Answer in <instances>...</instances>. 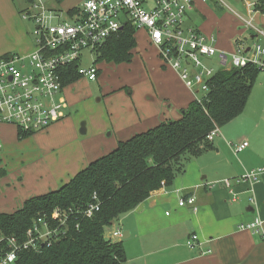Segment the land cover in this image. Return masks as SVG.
Segmentation results:
<instances>
[{"label":"crops","instance_id":"crops-1","mask_svg":"<svg viewBox=\"0 0 264 264\" xmlns=\"http://www.w3.org/2000/svg\"><path fill=\"white\" fill-rule=\"evenodd\" d=\"M22 1L0 0V55L19 54L28 57L35 49L33 37L24 30L21 14L24 12L23 8H27L28 2ZM49 1L54 8L50 10L64 14L66 21L74 19L86 2L42 0L44 4ZM207 1L194 0V10L188 15L187 26L198 29L206 36L215 37L218 48L223 51L226 50L219 46V36H225L231 42V52L239 40L258 41L257 33L248 32L236 15L224 9L220 10L215 3L213 8L205 6ZM233 2L239 4L234 9L235 12L248 18L243 5L237 0ZM217 9L222 16L216 13ZM73 10L75 12L71 13ZM254 19L256 28L264 30L260 25L264 24V15L257 13ZM156 54L159 58L158 50ZM162 67L163 72L156 70L162 85H172L176 94L182 95L183 89L195 96L185 87L176 72ZM69 98L72 102L75 101L71 95ZM146 100L147 103H152L154 99L148 96ZM186 102L181 101L178 106L187 108L193 101ZM68 110L65 119L44 131L47 137L61 139L62 143L58 149L53 150L51 163L46 158H36V152L25 146L38 132L20 139L16 126L0 124V169L5 170V175L0 176V215L13 214L26 201L60 189L92 162L115 150L120 141L128 140L161 122L158 111L150 105L139 111L131 108L128 124L121 127L116 134L107 135L109 138L115 136L114 141L108 140L99 129L91 134L90 127L86 134L89 136L81 140L78 121L70 119ZM108 127L106 124L105 129ZM244 141L249 143V147L238 153L240 155L251 148L247 139L230 142L226 147L234 153L230 144L238 145ZM215 142L214 140L211 150L191 162L193 164L183 175L176 178L171 187L163 186L152 192L136 210L123 216L107 230V238L124 243L126 264H264V176L250 187L234 185L236 196L221 183L225 179L242 176L246 170L263 168L264 151L258 155V160L252 166L237 167L232 162H227L223 165L227 172H218L217 167L221 161L217 158L221 156L222 143L214 146ZM212 153L216 154V158ZM204 155H208L205 156L207 158H202ZM189 197L196 199L197 212L190 206L180 207V200ZM257 218L263 221V227L258 232L239 229L241 224H250ZM117 231L122 232L123 238L111 237ZM194 234L203 243L202 249L190 250L187 247V240ZM125 235L127 238H124Z\"/></svg>","mask_w":264,"mask_h":264},{"label":"built area","instance_id":"built-area-1","mask_svg":"<svg viewBox=\"0 0 264 264\" xmlns=\"http://www.w3.org/2000/svg\"><path fill=\"white\" fill-rule=\"evenodd\" d=\"M214 1L235 14L248 32L254 31L257 38L264 39V30L256 28L254 19L260 13L257 7L262 0H237L247 11L248 18L238 15L227 5V1L233 0ZM40 4H44L42 0L37 3L33 0L31 8H38ZM193 10L194 0H86L75 18L66 21L60 13L50 11L47 16L44 9L38 14L27 9L23 17L35 23V49L28 57L0 55V124L14 125L20 132L31 134L45 131L65 119L69 104L64 97V73L77 64L82 78L96 81L99 71L95 65L81 68L82 53L97 51L126 25L147 32L163 66L177 73L198 102L207 95L209 83L219 71L248 65L264 70V45L258 41L239 40L233 52L220 50L215 37L206 36L186 25ZM54 21L56 23L53 24ZM214 58L217 59L215 62ZM219 133V128L214 129L206 140L213 142ZM230 146L238 154L247 149L249 143L244 141ZM262 176L264 167L246 171L238 178L225 179L221 183L236 196L234 185L250 187ZM96 198L95 195L94 200ZM179 205L190 206L195 212L198 210L194 197L181 199ZM99 209L98 202L90 203L84 215L91 218ZM67 216L65 211L56 209L51 215L36 219L24 241L7 238L8 252L0 264H14L25 251L37 252L43 246L59 242L66 234ZM262 227L263 221L257 218L250 224H241L239 229L258 232ZM111 237L118 239L123 235L117 231ZM186 245L190 250L203 247L196 234L189 237Z\"/></svg>","mask_w":264,"mask_h":264},{"label":"trees","instance_id":"trees-1","mask_svg":"<svg viewBox=\"0 0 264 264\" xmlns=\"http://www.w3.org/2000/svg\"><path fill=\"white\" fill-rule=\"evenodd\" d=\"M257 10L264 15V0ZM136 33L135 27L126 25L97 50L95 64L131 63L137 48ZM78 68L74 64L65 70L64 91L82 78ZM260 71L253 65L219 71L203 100L182 109L177 121L120 141L115 150L92 162L60 189L26 201L13 214L0 215V240L4 239L0 242V263L8 252L7 238L24 241L36 219L61 209L68 213L65 236L37 252H23L14 264H126L124 243L107 238L106 230L136 210L152 192L171 187L186 172L191 159L212 149L213 142L207 141V136L244 113ZM34 134L19 131L18 136L24 139ZM4 175L5 170L0 169V176ZM93 202L99 203V211L85 217L86 207Z\"/></svg>","mask_w":264,"mask_h":264},{"label":"rangeland","instance_id":"rangeland-1","mask_svg":"<svg viewBox=\"0 0 264 264\" xmlns=\"http://www.w3.org/2000/svg\"><path fill=\"white\" fill-rule=\"evenodd\" d=\"M37 2L38 0H36ZM226 3L233 10L237 9V5L239 6L237 2L233 1H227ZM50 4L51 1L47 4H40L38 8H31V4L28 3L27 8H23V13L27 9H30L32 14H38L43 13L41 11L44 9L45 14L48 16L51 11L50 9H54ZM205 6L215 7L212 0H208ZM218 8L228 11L227 8L220 4H218ZM23 13L21 17L24 21V30L33 37L35 43L33 35L35 23L32 20L24 19ZM216 13L222 16L221 11L218 9ZM62 17L65 18V15L63 14ZM54 23L56 22L54 21ZM260 25L264 27V24ZM137 31L136 40L138 46L133 51L131 63L116 64L102 62L95 64L98 55L96 50H86L82 53L81 68H90L95 65L99 71L98 79L93 82L87 78H81L70 85L64 94V97L70 104L68 110L70 119L78 121V134L81 140L89 136H82L80 133L83 123L86 124L87 133L88 127H90L91 134L99 129L103 131V136L107 137L108 134H116L121 127L128 124L131 108L139 111L141 108L150 105L156 112L158 111V119L161 121L159 124H161L177 121L181 118V110L186 108V106H183V108L178 106V104H181V101L186 100L187 102H191L197 99L189 91L180 88L182 91V95H180L179 93L176 94V89L172 85H162V81L158 79L156 72L157 69L158 72H163V64H161V59L157 57V50L150 44L148 34L146 35L142 30ZM13 32L15 31L13 30ZM250 36L251 33H249L248 37ZM219 37V46L227 52H231L233 50L231 42L225 36ZM257 40L264 45L263 38ZM216 60L215 58L213 59L214 62ZM178 91L181 93L180 90ZM68 94L75 99L74 102L70 100ZM148 96L154 99L152 103H147L146 97ZM202 96L201 94L200 97ZM230 123L221 127L219 135L215 138L216 142L213 144L215 146L219 142L222 143L221 156L217 158L221 161V167H217L218 172H227V169L223 167L224 163L226 164L227 162H232L237 167L239 165L243 167H246V165L252 166L258 160V155L264 151V70L260 71L257 75L244 114ZM106 124L109 127L105 129ZM147 130L149 128L145 129V131ZM32 137V139L25 143L26 148L36 152V158L43 157L46 158L48 163H51L52 152L61 146V139L47 137L44 131L38 132V134ZM107 139L114 141L115 136L107 137ZM243 139H247L251 144V148L243 154H234L226 147V145L229 146L230 142H238ZM212 155L216 158L215 153H212ZM205 156L208 155H204L202 158H207ZM197 158H193L187 163L186 171L193 164L191 162H194L193 160Z\"/></svg>","mask_w":264,"mask_h":264},{"label":"water","instance_id":"water-1","mask_svg":"<svg viewBox=\"0 0 264 264\" xmlns=\"http://www.w3.org/2000/svg\"><path fill=\"white\" fill-rule=\"evenodd\" d=\"M81 135H86L87 134V129H86V124L83 123L81 125V130H80ZM112 226H114V223L111 224ZM124 238H127V236L125 235Z\"/></svg>","mask_w":264,"mask_h":264}]
</instances>
